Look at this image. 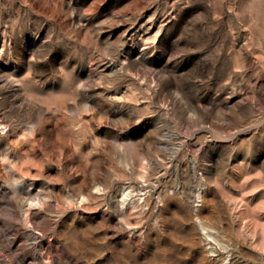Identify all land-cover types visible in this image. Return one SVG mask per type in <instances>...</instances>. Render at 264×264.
Wrapping results in <instances>:
<instances>
[{
  "label": "rangeland",
  "instance_id": "obj_1",
  "mask_svg": "<svg viewBox=\"0 0 264 264\" xmlns=\"http://www.w3.org/2000/svg\"><path fill=\"white\" fill-rule=\"evenodd\" d=\"M0 264H264V0H0Z\"/></svg>",
  "mask_w": 264,
  "mask_h": 264
},
{
  "label": "bare ground",
  "instance_id": "obj_2",
  "mask_svg": "<svg viewBox=\"0 0 264 264\" xmlns=\"http://www.w3.org/2000/svg\"><path fill=\"white\" fill-rule=\"evenodd\" d=\"M98 186V185H97ZM100 188V187H99ZM98 187L96 188V190L97 191H99L100 189H99ZM127 191V190H126ZM100 192H101V190H100ZM116 195V194H115ZM146 195H147V193H146ZM122 196V195H121ZM125 198H129V197H131V194L130 193H127L125 196H124ZM115 198H117L116 196H115ZM113 200H114V198H113ZM115 201V200H114ZM40 203V202H39ZM38 203V204H39ZM129 203V202H128ZM114 204V203H113ZM134 205V204H133ZM137 206V205H136ZM120 208V207H119ZM118 208V209H119ZM124 208V207H123ZM128 209V208H127ZM124 210V209H123ZM121 213V212H120ZM121 216V215H120ZM122 217V216H121ZM229 259V258H228Z\"/></svg>",
  "mask_w": 264,
  "mask_h": 264
}]
</instances>
